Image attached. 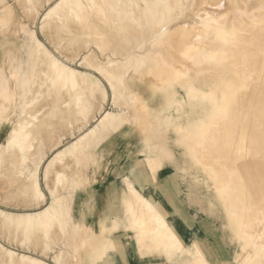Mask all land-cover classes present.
<instances>
[{
	"label": "bare ground",
	"instance_id": "1",
	"mask_svg": "<svg viewBox=\"0 0 264 264\" xmlns=\"http://www.w3.org/2000/svg\"><path fill=\"white\" fill-rule=\"evenodd\" d=\"M208 1L55 0L41 13L40 18L45 21L59 11L64 17L62 21L65 17H70L67 32L90 38L85 40L81 37L82 40L70 41L67 38L65 40L71 42L68 46L73 42L78 44L67 48L55 43L56 41H50L57 51L63 53L58 56L52 54L35 30L17 23L14 6L7 13L3 12L6 15L3 19V16L0 18V123H4L8 129L4 141L0 142V157L5 159L2 163L0 161V167L11 169L12 176L5 177L9 179V184L10 180L23 182L19 193L25 203L21 207L19 204L18 207H9L0 201V264H65L69 261L67 258L71 251L74 254L73 264H98L97 260L101 259L104 262L105 254L116 246L110 236L112 227L102 226L99 232L93 231V228V236L81 233L84 224L75 220L72 214L73 197L68 199V196L70 192L75 193L82 179L77 180L69 171L72 165L81 163L83 154H89L90 147L126 126L132 128L133 136H139L142 142L141 152L148 153L145 160L153 171L166 162L182 169L184 164H189L186 156L190 154L193 160L189 150H194L197 143L203 144L208 131L217 133V136L213 135L215 141L205 146L213 153L220 149L221 153L218 152L221 155L209 154L206 162L201 165L232 167L233 172L220 174L217 171V175L221 177H215L213 197L220 201L219 204L223 207L220 208L225 213L237 216L233 219L229 215L233 219L231 222L234 221L233 225L240 221L238 229L234 230L242 233L239 235L240 242L245 235L243 230L248 233L258 229L244 219L242 221L241 215L246 211L249 214L253 207L249 205L247 208H251L246 210L245 198L248 199V204L257 202L258 205V200L254 201L255 192L250 191V185L259 177L252 181L254 175L250 176L248 173L264 161V0H224L226 4L222 2V9L218 5L214 9L217 12L212 10L215 14H211L210 7H214V4H208ZM204 11L210 12V15L203 14ZM195 12L199 14L194 15L197 14ZM201 17L204 21L209 19L211 23H203ZM46 22L49 23L48 20ZM61 23L57 22L56 25ZM63 23L68 22L66 20ZM108 23L110 27L106 29ZM111 24L116 26L111 27ZM183 26L184 30L192 28L195 31H191L189 35L186 30L185 34L190 36V40L184 33H179ZM47 27L41 28L42 32L49 28ZM180 35L185 37L177 38ZM116 36L123 40H116ZM119 41L123 44L118 50ZM106 45L108 49L104 47ZM103 47L107 51L101 60V55L96 50L103 52ZM83 48L87 51L78 56ZM75 59L81 68L74 63L71 65L70 62ZM126 89L128 94L124 96L123 90ZM121 95L124 96L123 99ZM105 102H110L112 107L105 108ZM187 103L191 105L190 109L184 108ZM63 135L69 138L61 144ZM53 139L54 143H51L50 140ZM228 141L235 145L232 150H238L231 162L227 160L230 159L227 152L231 148ZM39 142H45L48 150L60 144L41 165V158L45 154L42 156L43 152H39V159L33 157L34 152L40 149ZM174 146L180 149L181 157L175 153ZM238 166L245 167H241L242 171L247 167L248 176L246 171L243 173L249 177L246 178L247 185L242 179V171H236ZM255 169H258V174L261 173L259 169L264 170L260 167ZM0 175H3L2 171ZM80 177L79 175L78 178ZM193 179L196 181L195 176ZM200 181L207 190V179ZM126 183L128 187L132 185L129 181ZM129 189L131 198L129 197L127 205L128 218L113 228L134 231L140 256L160 257L165 254L167 263L172 264L183 252L186 258L198 255L201 264H209V260L202 257V244L184 246L164 219L160 220L163 223L156 222L160 219V213L154 204L133 185ZM244 190H249L247 195L243 193ZM261 192H256L260 198V206L251 211L264 217V191ZM200 202L207 204L205 215L219 213V207L212 197L200 194ZM263 217L261 216L260 224L257 222L260 217L251 219H256L258 226L264 225ZM253 223L256 226L255 221ZM223 225L225 227L224 223ZM262 227L264 232V226ZM232 228L235 229V225ZM259 231L257 230L258 234ZM258 234L254 236L257 237ZM36 236L47 247L51 245L52 239L58 240V243L52 242L58 244L59 250L51 260L31 249L17 250L13 246L27 244L29 248V243L34 242ZM250 239L248 242L242 240V246H245V242L252 243ZM255 242L253 249L245 251L249 261H244L249 264H260L257 258H264L260 256L264 254V236ZM69 243L73 247L68 253L63 248L66 249ZM161 244L162 249L166 248L167 252L161 251ZM51 246L54 249V245ZM259 250L262 254L257 252ZM240 254L234 256V259ZM244 255H241L242 258H245ZM242 258L238 259V264ZM195 259L191 258L193 262ZM191 260L190 263L186 260L185 264H191Z\"/></svg>",
	"mask_w": 264,
	"mask_h": 264
},
{
	"label": "crops",
	"instance_id": "2",
	"mask_svg": "<svg viewBox=\"0 0 264 264\" xmlns=\"http://www.w3.org/2000/svg\"><path fill=\"white\" fill-rule=\"evenodd\" d=\"M105 141L103 149L98 150V153L101 151V169L94 183L84 189H76L72 214L75 220L97 232L102 226L112 227L110 236L116 246L105 254L111 264H142L148 261L167 264L164 256H140L134 231L113 228L128 218L127 205L131 197L127 181L132 182L156 206L184 246L194 247L203 242L209 264H214L217 257L220 260L218 264L225 261L232 263L235 255L232 245L216 231L213 220L200 213L199 192L185 191L176 175L177 171L183 172L181 168L166 162L153 171L143 154L139 153L142 142L139 136L132 135L130 126L108 135ZM160 247L161 251H168L162 249V244Z\"/></svg>",
	"mask_w": 264,
	"mask_h": 264
},
{
	"label": "rangeland",
	"instance_id": "3",
	"mask_svg": "<svg viewBox=\"0 0 264 264\" xmlns=\"http://www.w3.org/2000/svg\"><path fill=\"white\" fill-rule=\"evenodd\" d=\"M1 2H0V13H2V14H0V18L1 19H3L4 18V15H6V14H4L3 12L5 11V13H7L8 11H9V9H11L12 8V6H14L15 7V10L17 11L16 12V15H17V19L19 20V22H18V20H17V23L18 24H20V25H23V26H25L26 28L28 27V28H31V29H33V30H35V32H36V35L38 36V38L43 42V43H45V45L46 46H48V49L52 52V54H54L55 56H58L59 54H63V53H61L60 52V50L59 51H57L55 48H54V46H52V44H50V41H52L53 40V42L54 41H56L55 43H58V44H60L61 46H63V47H65V48H67V47H72V46H78V44L76 43V42H73L70 46H68L69 45V43H71V42H67L65 39H67L68 41H70L71 39L72 40H82L81 39V37H84V35H74V34H72V33H69V32H67L68 31V27L70 26L69 24H70V22L68 21L69 19H70V17L68 18V17H65V20L64 21H62L63 19H64V17L63 16H61V14H60V12L58 11V13L56 14H52V15H50V17L51 18H48L47 20L49 21V23L48 22H46L47 20H42L41 18H40V16H41V13H44V11L55 1V0H0ZM28 1V2H27ZM208 1V0H207ZM211 1V2H210ZM210 1H208V4H214V7L216 6L217 8H218V5H220V8L221 7H224L223 6V1L224 0H210ZM214 1V2H213ZM216 1V2H215ZM210 2V3H209ZM223 2V3H222ZM33 3V4H32ZM222 3V4H221ZM215 4H217V5H215ZM226 3H224V5H225ZM27 5V6H26ZM31 6V7H30ZM13 7V8H14ZM28 7V8H27ZM211 7V11L212 10H214V9H216V7L214 8V7H212V5L210 6ZM226 7V6H225ZM222 9V8H221ZM38 11V12H37ZM214 11H216V10H214ZM19 12V13H18ZM205 12V11H204ZM213 12V11H212ZM211 12V14H215L216 12H213L212 13ZM195 13H197V14H194V15H198L199 13L198 12H195ZM210 12H205V13H203V14H208V15H210L209 14ZM37 14V15H36ZM36 15V16H35ZM60 15V16H59ZM11 17V16H10ZM20 17V18H19ZM60 17V18H59ZM198 17V16H197ZM24 18V19H23ZM63 18V19H62ZM202 19H201V21H203V23H211L210 21H209V19L208 20H205L204 21V18L203 17H201ZM11 18H9V20H10ZM50 19V20H49ZM54 20V21H53ZM66 20H67V22L68 23H63V22H66ZM7 21H8V19H7ZM22 21V22H21ZM61 21H62V23H61ZM207 21V22H206ZM9 22V21H8ZM45 22L48 24V27L50 28H48L47 26H46V24H45ZM58 22V24H60L61 23V25H56V23ZM60 22V23H59ZM23 23V24H22ZM51 23V24H50ZM55 23V24H54ZM202 23V22H201ZM25 24V25H24ZM27 24V25H26ZM184 24H186V23H184ZM183 24V25H184ZM44 27H47L48 29L46 30V31H44V32H42V29L41 28H44ZM63 25H64V27H63ZM115 24H111V27H115L114 26ZM61 26V27H60ZM67 27V28H66ZM107 28L106 29H108L109 27H110V23H108L107 24V26H106ZM64 28H66V30L64 29ZM183 28V29H182ZM184 26L183 27H181V29H180V31H179V33H184V35L186 36V34L185 33H187V31H188V33H189V35L191 34V31H193V29L191 30H189V29H186V30H184ZM61 30V31H60ZM67 32V33H65V32ZM183 31V32H182ZM185 31V32H184ZM190 31V32H189ZM61 32V33H60ZM122 32H123V28H122ZM193 32H195V31H193ZM65 33V34H64ZM69 33V34H68ZM66 35H69V36H67L66 37ZM72 35H74V38L72 37ZM183 35H180V36H177V38H179V37H182ZM185 36H183V37H185ZM63 37H65V38H63ZM71 37V38H70ZM117 37V39L116 40H119V39H121V40H123L120 36H116ZM187 39H189L190 40V36L188 37V34H187ZM119 38V39H118ZM176 38V39H177ZM63 39L65 40L64 41V43H65V45H64V43H60V41L61 42H63ZM84 39L85 40H90V38H88V37H84ZM66 43H68V44H66ZM119 43V44H118ZM121 43H122V41L120 42H117V45H119V46H117V49L120 47V45H121ZM123 44V43H122ZM106 49H108V45H106V46H104ZM103 47V49H102V51L103 50H105V51H103V52H101V50L99 51V52H101V53H99L98 52V50H96L97 51V54H99V56H100V59L102 60V58L105 56V53H106V49ZM82 49V48H81ZM80 49V50H81ZM87 49H88V47H87ZM87 49H85V48H83V50H81V51H79L78 53H79V55L78 56H80V54L81 53H84V52H86L87 51ZM92 50V47H91V49H90V51ZM119 50V49H118ZM54 52V53H53ZM58 52V53H57ZM60 52V53H59ZM103 54V55H102ZM79 58V57H78ZM77 58V59H78ZM77 59H75L73 62H70L71 63V65L74 63V65H76L78 68H81L80 66H78V63H77ZM123 91H125V92H123V95L125 96V95H127L128 93H127V89L126 90H123ZM123 95H121V99H123L124 98V96ZM123 96V97H122ZM123 101V100H122ZM46 102H48V101H46ZM103 104V103H102ZM104 107L105 108H111L110 107V102H105L104 103ZM184 108H186V109H190L191 108V105L190 104H185V106H184ZM196 109V108H195ZM197 109H196V113H197ZM193 114H194V112H193ZM91 123H93V121L91 120ZM75 125H77L76 124V122L74 123ZM75 125H73L74 127H75ZM87 127V126H86ZM124 128V127H123ZM7 126L4 124V123H0V142H3L4 141V137H5V133H6V131H7ZM83 131V130H82ZM63 132V131H62ZM63 133H66V131H64ZM78 133V132H77ZM209 133V134H208ZM212 134V135H211ZM217 134V133H216ZM216 134H214V133H211V131H208L207 132V134H206V137H205V139L203 140L204 142H203V144L201 143L199 146L196 144L195 146H194V150H189L190 151V153H191V155H192V158H193V160L191 159V156H190V154H189V156H186V157H188V159L189 160H191L192 161V163H191V161H189L188 160V162H189V164H184L185 165V167H183L182 168V170H184L183 172H179V171H177L176 172V175L180 178V180H181V182H182V184H183V187H184V189H185V191L187 192V191H198L199 192V198H200V194L201 195H206V196H209V197H212L213 198V201H216V204H217V206L219 207V209H218V212L219 213H217V214H210V216L209 215H205L206 217H208L209 219H211V220H213V222H214V225H215V227H216V231L217 232H219V233H221L223 236H225V238H226V242H228V243H230L231 245H232V248H233V250H234V256H238V254H240L239 255V257L235 260H233L232 261V263L231 264H238V259H241L242 258V256L244 255L245 256V258L243 257L242 259V261H241V263L239 262V264H249V262H245L244 261V259L246 260V261H249L248 260V258H249V256H248V253H247V256H248V258H246V253H245V251H248V250H250V249H253L252 247H255L254 245H253V242H257L259 239H261L263 236H264V232H262V229L261 228H263L262 226H264L263 224L262 225H259L261 222H259L260 220H262L261 219V216L263 217V215L262 214H259L258 212H255V213H252V211H255V208L256 207H259L260 206V198L259 197H257L258 196V194L256 193V192H258V190H259V192H263L264 191V188H261V187H263V185H264V178H262L263 176H264V170L263 169H259V172H261L262 173V171H263V173L260 175V174H258V169H257V171H256V169L255 168H264L263 166H264V161H263V164H262V162L261 163H259L258 164V166H256L255 168H254V173H255V171L257 172V173H252L251 171H249V173H248V170L246 171V169H247V167H246V169L244 170V171H246V174L248 173L250 176L251 175H254V177H253V179H252V181H254V179L256 178V179H258V177H259V179L258 180H255V181H257V182H252V184L250 185V191L252 192H255V199H254V201H257L258 200V205H257V202H250V201H253L252 199L249 201L250 202V204H248L247 203V201H248V199L247 198H245L244 200H245V202H244V207H245V204H246V210L248 209H250L252 206V208H251V210H249V214H248V212L246 211V212H244V214L243 215H241V220L243 221V219H244V221L246 222V223H250L251 224V226H253V227H256V229L257 230H260L259 231V234H258V232H257V230L255 231V230H253V231H247L248 233H246L245 232V230H243L244 231V234L246 235H244L243 237H242V239H240L241 240V242L239 241V238H240V236L239 235H241L240 234V231L238 230V231H235V232H238V234L236 235V233L234 232V230H236V229H238V226H237V224L238 223H240V221L238 222V223H236V224H234L235 225V229L234 228H232V227H234V225H233V223H234V221H233V223L231 222L233 219H236V217H235V215H233V216H231L232 214H230V213H225V211H224V209H222L223 207H222V205H220L221 203H220V201L218 200H215V197H213L214 195H215V190L213 189V187H215V180H216V176H217V179L218 178H220L221 177V175L220 176H218L217 175V171L219 170L220 172V174H223V173H226V174H229V173H232L233 171H232V167H223V168H218L217 166H215L214 164H202L201 165V163L202 162H206V160H207V155L209 156V154L211 155V154H213L212 156H219V155H221L220 153V149H218V150H215L214 151V149H213V151L215 152V153H213L212 151H211V149L209 148H207V144H209V143H212L211 141H215V137H213V135H215V136H217ZM111 135V134H110ZM209 135V136H208ZM218 136L220 137L221 136V134L219 135L218 134ZM233 136H235V135H233ZM67 138H69V136H65L64 137V135L62 136V139L60 140L61 141V144H62V142L64 141H66L67 140ZM106 138L107 137H105L104 138V140H102V141H100L97 145L96 144H94V146L93 147H90L89 149H88V151H89V154L87 155V153L86 154H83L82 156H81V158H83V159H81L80 158V160H81V163H79V164H77L76 166H75V164L74 165H72L71 166V168H70V171H69V174L70 175H73V176H76V179L77 180H81L82 179V181H81V183L79 184V186H78V188H80V189H84V188H86V187H88V186H90L92 183H94L95 182V176L98 174V171L101 169V161H102V158L101 157H99V154L101 153V151H100V153H98L99 151L98 150H102L103 149V144H105V140H106ZM211 138V139H210ZM65 139V140H64ZM210 139V140H209ZM214 139V140H213ZM216 139H217V137H216ZM221 139V138H220ZM233 140H235V139H233ZM51 141H53V143H54V139L53 140H50V142ZM207 142V143H206ZM219 142H220V140H219ZM40 143V142H39ZM52 143V142H51ZM41 144V143H40ZM44 144H46L45 142L44 143H42L41 145H40V147L38 146V144H37V146H38V148H40V149H42L43 148V150H41L40 151V149H38V151L35 153L34 152V159H39V156L41 157V154L39 153V152H43V154H42V156L44 155V157H42L41 158V162H40V165L41 164H43L45 161H47L51 156L50 155H52L53 154V150H55L54 148H58V147H60V144L58 145V146H54L53 148H51L50 150H48V145L46 144V145H44ZM205 144L207 145V146H205ZM228 144L231 146V148H230V150L227 152V154H228V157L230 158V159H227L228 160V162H231V159H232V157L235 155V154H237L238 152V150H236V148L235 149H233L232 150V146H234L235 147V145L234 144H232V142L230 141V143H229V141H228ZM43 146V147H42ZM44 146H47L45 149H44ZM198 146V147H197ZM141 147V146H140ZM200 147H202V148H200ZM142 148V147H141ZM200 148V149H199ZM173 149H175L174 151H175V153H177L180 157H181V151H180V149L179 148H177L176 146H174V148ZM196 149H197V151H196ZM208 149V150H207ZM210 150V151H209ZM49 151V152H48ZM201 151H202V153H201ZM216 151H217V153H216ZM220 153H219V152ZM45 152V153H44ZM198 152H200V153H198ZM139 153H141V154H143V156H144V158H145V156L148 154L147 152H140L139 151ZM197 153V154H196ZM39 154V155H38ZM226 154V155H227ZM232 154V155H231ZM87 155V156H86ZM95 155V156H94ZM197 155V156H196ZM2 157V158H1ZM0 158V161H1V163L3 162V161H5V159L4 160H2L4 157L3 156H1ZM31 157V156H30ZM37 157V158H36ZM48 157V158H47ZM88 157H89V160H88ZM197 157H198V159L199 160H197ZM47 158V159H46ZM182 158H184V156L182 155ZM203 158V159H202ZM87 159V160H86ZM247 159V158H246ZM44 160V161H43ZM80 160L78 161V162H80ZM95 160V161H94ZM245 160V159H244ZM40 161V160H39ZM245 161H247V160H245ZM85 162V163H84ZM84 163V164H83ZM198 163V164H197ZM57 164H59V163H57ZM82 164V165H81ZM197 164V165H196ZM260 164H261V166H260ZM3 165V164H2ZM55 165H56V163H55ZM60 165V164H59ZM190 165V166H189ZM74 166V167H73ZM87 166V167H86ZM189 166V167H188ZM192 166V167H191ZM200 166H202L201 168H199ZM205 167H208L207 169H205ZM244 167V166H238L237 168H236V171L237 170H239V171H242L243 169L242 168ZM5 168V167H4ZM2 166L0 167V169H1V171H2V174L3 175H0V199H2V200H0L1 202H3V205H6V206H9V207H14L15 205L17 206L18 204H19V206L21 207V206H23V203H25V201L24 200H22V198H21V194L19 193V187H21L22 186V181L20 182H13V180L11 181L10 180V184H9V179H6L7 177H11L12 175V173H11V169L10 170H8L9 168H5V169H7V171L5 172L4 169ZM190 168V169H189ZM238 168H240V169H238ZM245 168V167H244ZM81 169V170H80ZM192 169V170H191ZM195 169V170H194ZM253 169V168H252ZM157 170V169H156ZM178 170H180V169H178ZM187 170V171H186ZM189 170V171H188ZM196 170H198V171H196ZM201 170V171H200ZM251 170V169H250ZM1 171H0V174H1ZM207 171H210V172H207ZM238 171V172H239ZM244 171H242V175H243V173H244ZM4 172V173H3ZM201 172V173H200ZM206 172H207V174H206ZM251 172V173H250ZM203 173V174H202ZM5 174V175H4ZM76 174V175H75ZM190 174V175H189ZM245 174V173H244ZM248 174L246 175V176H248ZM256 174H258V175H256ZM6 175H9V176H6ZM79 175L81 176L80 178H78L79 177ZM192 175V176H191ZM255 175L257 176V177H255ZM263 175V176H262ZM2 176V177H1ZM187 176V177H186ZM196 177V181L193 179V177ZM201 176V177H200ZM207 176V177H206ZM244 176V175H243ZM246 176H244V177H242V179L244 180V183L247 185V180H246ZM6 177V178H5ZM185 177H186V179H185ZM198 177V178H197ZM85 178H87V179H85ZM203 178H205V179H207V185H208V188H207V190H206V186H205V184H203L200 180L202 179L203 180ZM213 178V179H212ZM245 178V179H244ZM249 178V177H248ZM247 178V179H248ZM192 179V180H191ZM262 179V180H261ZM194 180V181H193ZM261 180V181H260ZM15 184V185H13V183ZM42 182V181H41ZM198 182V183H197ZM212 182V183H211ZM251 182V181H250ZM259 182H261V183H259ZM20 183V184H19ZM197 183V184H196ZM200 183V184H199ZM255 183V184H254ZM259 183V184H258ZM42 184H44L43 182H42ZM127 184V183H126ZM129 184H132L133 185V183L132 182H130ZM4 185V186H3ZM132 185H129V187H128V184L126 185V187H128L127 189L128 190H130L129 188H131L132 187ZM245 185V186H246ZM43 186V185H42ZM134 186V185H133ZM252 186H253V188H252ZM135 187V186H134ZM3 188V189H2ZM16 188V192L18 191V193H16L15 191H14V189ZM18 188V189H17ZM44 188V187H43ZM211 188V189H210ZM258 188V189H257ZM245 189H247V187L245 188ZM12 191H14V194L12 193ZM131 191V190H130ZM130 191H128V193L130 192ZM248 191L249 190H246V192H245V190L243 191V193L245 194V195H247L248 194ZM261 192V193H262ZM16 193V194H15ZM71 193L74 195V193L73 192H70V194H69V198L68 199H70V198H72L73 197V195H71ZM131 193V192H130ZM7 196H6V195ZM4 195V196H3ZM14 195V196H13ZM15 195H17V197L15 196ZM18 195H19V197L20 198H18ZM130 196H131V194H130ZM2 197H4V198H2ZM9 197H10V199H9ZM5 198H8L9 200H11L12 199V201H9L8 199H5ZM259 198V199H258ZM21 201H20V200ZM257 199V200H256ZM7 200V201H6ZM17 200H18V202H17ZM247 200V201H246ZM9 201V202H8ZM14 201V202H13ZM0 202V203H1ZM6 202V203H5ZM20 202V203H19ZM203 202V201H202ZM29 202H27V204H28ZM220 203V204H219ZM2 204V203H1ZM22 204V205H21ZM205 204L206 203H201L200 202V204H199V210H200V213L201 214H205L204 213V211L206 210V207H205ZM252 204V205H251ZM255 204V205H254ZM14 205V206H13ZM34 204H33V202H32V205L31 206H33ZM207 205V204H206ZM251 206L250 208H247L248 206ZM15 206V207H16ZM155 206V205H154ZM18 207V206H17ZM156 207V206H155ZM220 207H222V208H220ZM254 208V209H253ZM257 209V208H256ZM257 211V210H256ZM160 213V212H159ZM258 213V214H257ZM245 214H246V216H245ZM250 214H252L253 215V217H252V215H250ZM233 218H231L230 216ZM249 215L251 216V218H254V217H260V218H258L257 220V222L259 223L258 224V226L256 225L257 224V222H256V219L254 220V219H251V218H249ZM243 216H245V218L243 217ZM159 217H160V219L158 218L157 219V221L156 222H161V221H163V219H164V221L166 222V220H165V218L163 217V215L160 213L159 214ZM247 217H248V219H247ZM231 218V219H230ZM162 219V220H161ZM229 219H230V224L228 223V221H229ZM246 219V220H245ZM263 219H264V217H263ZM159 220V221H158ZM161 220V221H160ZM252 220V222H250ZM238 221V220H237ZM253 221H255V225L256 226H254V223H253ZM236 222V221H235ZM82 223V222H81ZM161 223H163V222H161ZM167 223V222H166ZM223 223L225 224V227H224V225H223ZM168 224V223H167ZM82 225H83V223H82ZM85 225V224H84ZM82 226L81 227V233L82 234H86V235H92L93 236V231L95 230V229H93L92 227L90 228V227H88V226ZM230 225H231V228H230ZM233 225V226H232ZM237 226V227H236ZM241 226V225H240ZM83 228V229H82ZM90 228V229H89ZM241 228V227H240ZM87 231H86V230ZM92 229H93V231H92ZM89 230V231H88ZM257 232L256 233V235L258 234L259 236H260V233H261V236H260V238L258 239V237L259 236H257V237H255L256 235H255V232ZM89 232V233H88ZM241 232H242V230H241ZM251 232V233H250ZM253 232V233H252ZM235 233V234H234ZM252 234L251 236H250V234ZM249 234V235H248ZM255 235V236H254ZM237 238H235V237ZM248 236V237H247ZM252 237V240L250 239V237ZM231 237L233 238L234 237V239H232L231 240ZM246 237H247V240L248 239H250V241H252V243L251 242H249L250 243V245H249V243H247L248 241L246 240ZM244 238V239H243ZM253 238H254V241H253ZM255 238H257V239H255ZM35 240H34V242L32 241V243H29V248H27L28 247V245L27 244H25V245H23V246H21V245H19V244H14L13 246L14 247H16V249L18 250H21V249H24L25 251L26 250H28V249H31L32 250V252H34L35 251V253H37L38 255H40V256H42V257H45V258H47V259H49V260H51V257L56 253V251L57 250H59V248L57 247L58 246V240L57 239H52V241H51V245H54V249H53V246H46L44 243H42L41 242V239H40V237H37L36 236V238H34ZM37 239V240H36ZM89 239H92L90 236H89ZM242 240L244 241H247V242H245V246H246V248H247V250H245L246 248H245V246H242ZM57 242V243H52V242ZM232 241V242H231ZM239 241V242H238ZM35 242H37L36 244H35ZM255 242V243H256ZM38 243H39V245H38ZM33 244L35 245L34 247H33ZM50 243H48V245H49ZM71 243H69V245H70ZM202 244V245H201ZM248 244V245H247ZM251 244H252V246H251ZM18 245V246H17ZM27 245V246H26ZM68 244L66 245V249H64L63 248V250H65L66 252L68 251V253L72 250V247H73V245H70L69 246ZM200 245H201V248H202V253L204 254V255H202V257H206L207 258V254H206V252L204 251L205 250V248H203V246H204V243L202 242V243H200ZM25 246H26V248H25ZM56 246V247H55ZM68 246V247H67ZM72 246V247H71ZM22 247V248H21ZM32 247V248H31ZM49 247H50V251H49ZM70 247V248H69ZM244 247V248H243ZM39 248V249H38ZM43 248H45V249H43ZM243 250H242V249ZM35 249H38V250H35ZM53 249V251H51ZM71 249V250H70ZM258 250V249H257ZM40 251H42V252H40ZM258 253H261L262 254V252H261V250H259V251H257ZM70 253H71V255H70ZM69 253V256H71V260L69 259V256H68V260L69 261H66V263L65 264H73L72 262L74 261V254L72 253V251ZM164 253V252H163ZM236 253H238V254H236ZM243 253V254H242ZM46 254H47V256H46ZM164 255V257H165V254H163ZM162 255V256H163ZM184 256V258H183V256ZM242 255V256H241ZM260 255V254H259ZM196 255H193V256H188V258L191 260V258H196L195 259V262L197 261V259H198V261H197V263L199 264H201V262L199 261L200 259H199V256L197 255L196 257H195ZM261 256V258H263L262 256H264V254H262V255H260ZM161 257V256H160ZM187 256L183 253V252H181L180 253V255H178V257L176 258V261H174V262H172V264H179L180 262H183L184 261V263H180V264H185V261L187 260L188 262L190 261V260H188V258H186ZM198 257V258H197ZM258 257V256H257ZM186 259V260H185ZM264 259V258H263ZM261 260L260 259V257L259 258H257V260L260 262V264H263L264 263V260ZM166 260V259H165ZM98 261V264L100 263V262H103V259H101V260H97ZM105 261H107L106 263H104ZM202 261V260H201ZM216 261H218V262H216ZM219 259H218V257L217 258H215L214 259V264H218L219 263ZM254 261V260H253ZM104 264H111V263H109V261L107 260V259H105L104 260ZM188 262H186V263H188ZM191 262L193 263V264H195V262H193L192 260H191ZM203 262V261H202ZM103 263H100V264H103ZM160 264V263H156V262H153V261H148V262H144V263H142V264ZM190 263V262H189ZM188 263V264H189ZM191 263V264H192ZM196 263V264H197ZM88 264H90V263H88ZM126 264V263H125ZM168 264V263H167ZM204 264V263H203ZM224 264H226V262L224 263ZM259 264V263H258Z\"/></svg>",
	"mask_w": 264,
	"mask_h": 264
}]
</instances>
